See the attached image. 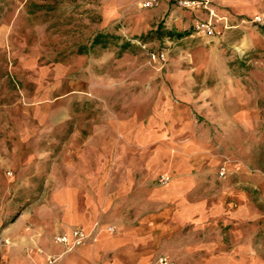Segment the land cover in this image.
Instances as JSON below:
<instances>
[{
	"label": "rangeland",
	"instance_id": "1",
	"mask_svg": "<svg viewBox=\"0 0 264 264\" xmlns=\"http://www.w3.org/2000/svg\"><path fill=\"white\" fill-rule=\"evenodd\" d=\"M204 1L0 0V264H264V0ZM154 215L140 261L121 226Z\"/></svg>",
	"mask_w": 264,
	"mask_h": 264
},
{
	"label": "crops",
	"instance_id": "2",
	"mask_svg": "<svg viewBox=\"0 0 264 264\" xmlns=\"http://www.w3.org/2000/svg\"><path fill=\"white\" fill-rule=\"evenodd\" d=\"M97 178L99 179L100 177H97ZM262 193H264V190H262ZM157 202H159V201H157ZM193 202L190 201L189 193H187L186 203L189 205ZM250 205H251V208L254 210V212L249 211V213H247V214L245 213L246 215H249V217L252 218L254 216L255 212L256 213L258 212L261 214V211H258L254 206H252V204H250ZM262 211H264V210H262ZM240 212H241V210L238 211V214ZM239 216H242V214L240 213ZM244 217H245V215H244ZM82 218H83L82 215H79L77 219L79 221H81ZM159 218H160L159 216L154 215V216H152V219L151 218H147V219L142 218L141 221L139 222V224H137V226H135V227H132V224H124L121 226L122 227L121 234H122L123 240L131 238L130 240L133 243H138V244H141L143 246L153 244L150 248H145V249H143V251L141 253L138 254L139 260L141 259L140 261H142V260L144 261L143 257L146 258L147 255L148 256L151 255V257L154 258V257H157V255L161 254V252L158 248V245L161 244L163 235L161 234V226H160V224H158ZM85 226H88L87 223ZM92 227H93V224L90 225L89 227H84V228H80V229L87 234L91 231ZM101 227L102 228H101L99 234H97V240H96V244L94 247V252H96L98 254L97 255L98 257L94 256V258L95 257H97V258L101 257L103 259H105V258L108 259L107 257H109V253L115 252V250L111 246L110 240H107L106 238L101 236L103 233H108L106 227H104V226H101ZM72 232L69 231L68 233H70V235H66V236L71 238ZM233 249H234V251L232 250L233 253L239 252L238 247H235ZM259 249H260V246L258 248L256 246H253V247L251 246V247H249V250H247V248L245 249L244 254L247 255L248 259H250V260H258V258H260V255H262ZM229 251H230V249L227 252L224 248L219 247L217 258H225L227 255L232 254V253H229ZM84 252L87 255L91 251L89 249V250H86ZM101 252H104L103 253L104 255H101ZM129 255L135 257L134 251H131V252L128 251L127 256H129ZM262 257H264V255H262ZM240 258H247V257H240Z\"/></svg>",
	"mask_w": 264,
	"mask_h": 264
},
{
	"label": "built area",
	"instance_id": "3",
	"mask_svg": "<svg viewBox=\"0 0 264 264\" xmlns=\"http://www.w3.org/2000/svg\"><path fill=\"white\" fill-rule=\"evenodd\" d=\"M164 1L167 0H142L140 6L142 9H151ZM174 2L176 3L177 6L183 9L202 8L208 11V3L204 0H174ZM208 13H209V17L211 18L212 17L211 11H209ZM194 31L205 37H212L215 34L214 26L212 25L210 20L197 23L194 26ZM149 60L154 62L164 60V54L158 52L157 53L151 52L149 54ZM222 174L223 173H221V175ZM112 230L113 228L107 229L108 232H112ZM89 237L90 234H86L82 230H75L72 232L71 238L67 237L66 235L58 236L56 238V242L65 246H69V249H71L74 247H80L84 245ZM158 264H176V263L168 260L167 258L160 257L158 258Z\"/></svg>",
	"mask_w": 264,
	"mask_h": 264
},
{
	"label": "trees",
	"instance_id": "4",
	"mask_svg": "<svg viewBox=\"0 0 264 264\" xmlns=\"http://www.w3.org/2000/svg\"><path fill=\"white\" fill-rule=\"evenodd\" d=\"M165 34L170 39H173V38L181 39V38L190 36L191 31L190 30H183L182 32H180V31L177 32V31L169 30V31H165ZM100 38H101V36H98L97 38H95L94 43H99L101 41ZM124 46H126V45H124Z\"/></svg>",
	"mask_w": 264,
	"mask_h": 264
}]
</instances>
